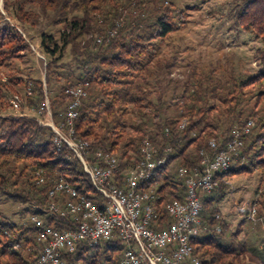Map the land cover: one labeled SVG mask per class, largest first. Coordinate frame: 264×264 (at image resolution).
Listing matches in <instances>:
<instances>
[{
	"label": "trees",
	"instance_id": "1",
	"mask_svg": "<svg viewBox=\"0 0 264 264\" xmlns=\"http://www.w3.org/2000/svg\"><path fill=\"white\" fill-rule=\"evenodd\" d=\"M3 1L20 27L7 22L0 27V62L22 55L28 48L25 32L40 23V14L26 5L38 7L46 18L50 15V24L62 28L58 37L39 32V48L46 62L45 82L41 78L27 80L22 103L36 115L0 117L1 194L19 203H30L25 209L31 211L33 206L47 203L52 179L62 175L94 198L79 160L66 146L58 148L52 129L37 121L47 96L54 123L64 122L63 114L71 100L65 91L79 83L87 86L78 108L75 132L80 139L90 142L94 150L115 154L125 167L139 159L146 135L159 155L164 147H171L166 164L154 177L159 194L157 208L161 212L164 213L166 203L181 199L184 194L178 168L197 166L201 149L210 155L222 150L232 139L233 131L242 130L249 121L253 126L249 133L241 135L238 156H233L229 170L217 176L259 171L261 185L257 191L264 186V0H246L237 16L238 24L261 40L260 70L231 77L222 91L221 85L212 81L198 80L191 87L187 84L171 98L175 115L163 120L159 118L164 111L162 81L157 79L152 87L149 79L153 64L162 68L155 59L163 42L186 25L183 10L176 9L169 0ZM129 114L142 125L152 122L155 130L128 125ZM183 119L186 126L181 128ZM211 140L215 141L216 150L209 149ZM38 169L46 171V183L42 186L37 185L35 178ZM226 185L221 181L212 192L200 194L201 218L210 232L193 241L195 252L201 264H264V258L250 251L244 241H235L236 233L231 235L233 238L227 233L218 206ZM263 213L261 201L259 215ZM216 214L222 220H217ZM47 224L60 229L71 225L65 218H51ZM217 225L221 226L219 232L215 230ZM35 230L31 221L17 225L0 215V264H35L42 249ZM15 244L20 247L15 248ZM124 248L118 238L94 246L83 242L77 244L75 251H65L63 259L66 264H119Z\"/></svg>",
	"mask_w": 264,
	"mask_h": 264
},
{
	"label": "built area",
	"instance_id": "2",
	"mask_svg": "<svg viewBox=\"0 0 264 264\" xmlns=\"http://www.w3.org/2000/svg\"><path fill=\"white\" fill-rule=\"evenodd\" d=\"M86 86L87 83H79L66 89L71 100L60 125L52 119L47 96L37 121L52 129L58 148L66 146L79 160L94 198L81 192L62 175L52 179L47 203L34 206L35 212L31 214L37 242L42 246L35 264H66L63 253L75 251L77 244L84 242L94 246L116 238L125 246L119 264H201L193 241L209 233L210 228L201 218L200 194L210 193L221 181L225 182L217 173L229 170L233 156H238L242 146L241 135L249 133L253 122L249 121L242 130L236 128L222 150L210 155L201 149L197 166L178 168L177 176L184 184V194L181 199L166 203L163 213L157 208L159 194L154 177L166 164L171 147H164L159 155V150L146 135L139 159L125 167L115 154L94 150L90 142L80 139L75 132V120L81 99L86 96ZM27 92L30 93V86ZM21 102L18 95L10 100L14 108H19ZM185 126L186 119H183L180 127ZM164 132L168 135L169 128ZM216 147L211 140L209 149L216 150ZM45 174L43 169L35 171L38 186L46 183ZM234 191L231 186V194ZM261 201L264 202V186L253 200L238 205L234 202V206L240 211L246 210L247 221L263 223L264 216L259 215ZM51 218H65L71 225L63 229L54 227L47 224ZM215 218L222 220L220 214ZM215 230L219 232L221 226H215ZM19 247L15 244V248Z\"/></svg>",
	"mask_w": 264,
	"mask_h": 264
},
{
	"label": "rangeland",
	"instance_id": "3",
	"mask_svg": "<svg viewBox=\"0 0 264 264\" xmlns=\"http://www.w3.org/2000/svg\"><path fill=\"white\" fill-rule=\"evenodd\" d=\"M169 1L176 9L186 13V25L183 29L173 32L163 42L155 59L162 68L156 64L152 66L150 85L153 87L157 79L162 81L161 106L164 111L159 114L161 120L175 115V102L171 98L175 94H180L187 84L191 87L190 85L198 80L204 83L212 81L219 83L221 85L219 90L222 91L231 77L253 74L261 68L258 55V50L262 47L260 38L253 32L245 30L237 22L238 13L246 0ZM4 3L0 0V11L3 14L0 27L6 22L20 27L16 18L4 8ZM26 8L40 14V23L34 28L28 27L25 32L28 48L21 53L22 55L0 62V117L36 115L34 110L22 106V103L25 101L27 80L41 78L45 82L46 62L39 48V32L46 31L58 37L59 29L62 28V25L50 24V15L46 18L38 7L26 5ZM18 30L25 36L20 29ZM15 95L22 100L19 108L10 106V100ZM211 102L210 100L208 103ZM253 102L254 99L251 103ZM259 107H262V104ZM126 123L148 130L156 128L152 122L142 125L141 121L131 114ZM259 179V171L234 176L224 175L223 180L227 185L218 206L230 237L236 233L235 241H244L250 251L264 258L262 224L247 221L246 211H240L234 206V202L238 205L253 200L261 185ZM231 186L235 189L233 194L230 192ZM29 205L30 203L14 201L0 192V215L5 216L11 223L25 225L30 222L34 206L31 211H26L25 208Z\"/></svg>",
	"mask_w": 264,
	"mask_h": 264
},
{
	"label": "crops",
	"instance_id": "4",
	"mask_svg": "<svg viewBox=\"0 0 264 264\" xmlns=\"http://www.w3.org/2000/svg\"><path fill=\"white\" fill-rule=\"evenodd\" d=\"M260 216H264V213L263 214H260ZM262 224V229H263V235H264V221ZM263 235H262V244L264 245V241H263Z\"/></svg>",
	"mask_w": 264,
	"mask_h": 264
}]
</instances>
